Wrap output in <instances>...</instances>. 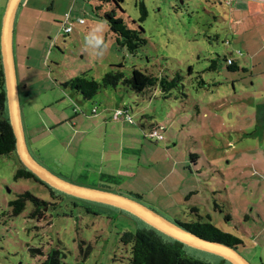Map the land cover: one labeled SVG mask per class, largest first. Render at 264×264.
Segmentation results:
<instances>
[{
  "label": "rangeland",
  "instance_id": "374dc122",
  "mask_svg": "<svg viewBox=\"0 0 264 264\" xmlns=\"http://www.w3.org/2000/svg\"><path fill=\"white\" fill-rule=\"evenodd\" d=\"M138 2L147 8L144 23ZM100 6L98 0H24L17 12L14 58L31 155L71 183L93 188L106 187L99 176L116 175L119 160L132 159L125 168L134 177L108 190L177 224L211 223L242 240L237 250L250 264H264V233L257 237L264 229V38H233L229 17L204 0H125L117 17L130 29L141 25L147 40L133 56L116 44L100 17L116 6L104 3L97 11ZM67 16L70 33L63 31ZM101 22L106 48L97 56L85 38ZM214 60L217 70L207 72ZM230 61L238 71L228 69ZM120 65L126 79L134 69L169 80L178 76L179 89L138 95L120 85L89 101L64 86L84 75L100 82ZM105 107L131 108L132 131L123 128L121 135L105 121L99 128L79 125L75 136L70 125L51 129L55 121ZM158 127L163 140L156 142L149 134ZM125 137L137 139L126 141L123 150L118 140ZM21 167L16 155L0 156V264H43L56 250L65 264H130V246L121 239L142 229L141 221L118 208L55 199L38 182L17 178ZM25 193L48 203L45 219L31 218V203L13 215L9 204ZM183 251L199 262L228 264L196 248Z\"/></svg>",
  "mask_w": 264,
  "mask_h": 264
},
{
  "label": "trees",
  "instance_id": "16d2710c",
  "mask_svg": "<svg viewBox=\"0 0 264 264\" xmlns=\"http://www.w3.org/2000/svg\"><path fill=\"white\" fill-rule=\"evenodd\" d=\"M98 1L101 3V6L97 7V11L103 8L104 3H114L116 9L111 12H105L103 16L100 17L104 19L108 24L107 26L109 28V31L114 35L116 39V44L119 47L124 48L130 55L136 56L139 49L146 45L147 40L144 38L145 31L143 27H141V25L137 28L130 29L122 17H117L118 11L124 13L122 3L125 0ZM136 6L140 8V21L141 23H144L147 18V8L145 7L143 2L136 3ZM116 68L119 70L111 71L110 73L105 74L100 82L90 81L84 75L72 78L71 80L66 82L64 86L66 88L72 89L75 93L81 94L85 100L89 101L93 100L101 90L118 89L120 85L128 87L133 93H136L138 95H143L145 94V92L151 89H155V91L159 89L162 91V96H164L169 92H172L173 90L179 89L180 78L178 76L173 80H169L168 77L158 78L154 75L143 73L139 71V69H134L130 78L126 79L124 76L125 74L120 71V69L123 68V65H120ZM228 69L230 71L239 70L237 65H235L232 61H230ZM216 70L217 60H214L211 62V66L207 72ZM190 74H192V69L190 70ZM203 86L205 87L206 84L203 80H200L199 87L202 88ZM6 104V83L0 58V156H9L12 154L17 156L15 135L9 122L10 119L8 116ZM16 177L38 182L42 186H45V188L49 190V192L55 199H63L65 197H68L75 202L94 203L87 202V200L70 197V195L54 190V188L40 181L36 175H34L23 165L20 169H18ZM138 198H140V196ZM28 203H31L33 205L31 218H37V220L46 218L45 209L47 208L48 203L39 200L37 197L31 195L30 193H25L23 195L21 194L14 202H11L9 206L10 208H12L13 215L18 216L25 211ZM227 219H229V217H227ZM138 220L143 224V228L139 229L135 233L126 232L121 239V242L125 246H130V264H208L199 262V260L185 257L183 248L186 246L183 245V243L167 237V235L151 228V226L145 224L142 220ZM179 225L182 226L184 230L196 234L200 238L206 239L208 241H216V243L231 246L233 249H237L238 246L243 245L242 240L232 236L231 234L221 232L215 226L211 225V223H193ZM31 252L36 253V255L43 256L40 250L34 249ZM89 253H91L90 247L87 249L86 256H88ZM63 257V253H61V251L59 250L50 252L43 264H65L63 262ZM221 259L224 262L231 264L229 261L223 258ZM78 264H85V259Z\"/></svg>",
  "mask_w": 264,
  "mask_h": 264
},
{
  "label": "water",
  "instance_id": "95a60500",
  "mask_svg": "<svg viewBox=\"0 0 264 264\" xmlns=\"http://www.w3.org/2000/svg\"><path fill=\"white\" fill-rule=\"evenodd\" d=\"M22 0H8L3 16L1 27V63L6 83V98L8 102L10 125L15 135L16 154L22 165L29 169L38 179L54 190L70 195L77 199L87 200V202L100 203L105 206L118 208L136 218L142 220L151 228L167 235L183 245L213 253L231 264H250L237 249L226 246L216 241H208L200 238L198 235L190 233L183 229L177 223L167 220V218L157 214L150 208L141 204L134 199L119 195L118 193L93 189L87 186H81L71 181H67L56 176L54 173L45 168L31 155L25 140V132L22 124V114L20 108V98L18 94V81L16 77V65L14 59V24L18 8Z\"/></svg>",
  "mask_w": 264,
  "mask_h": 264
},
{
  "label": "crops",
  "instance_id": "0c3cea01",
  "mask_svg": "<svg viewBox=\"0 0 264 264\" xmlns=\"http://www.w3.org/2000/svg\"><path fill=\"white\" fill-rule=\"evenodd\" d=\"M23 1L24 0H22L20 7H22ZM204 2L206 4H208L209 6H211V5L217 6L216 7L217 10H219V8H221L223 10V16L229 17L230 29L228 32L232 35L233 38H235L236 36L243 37L245 35H251V34H253L252 36L254 38H256V37L257 38L262 37V39L264 38V0H204ZM7 3H8V0L6 1L5 4H2V1L0 0V39H1V27H2V22H3V16H4L5 7L7 6ZM19 8H18V10H19ZM211 14H213V13H211ZM16 20H17V16H16ZM15 33H16V31H15V24H14V39H15ZM14 39H13V42H14ZM263 41H264V39H263ZM13 46H14V43H13ZM259 51H261V53L264 54V46ZM0 55H1V46H0ZM0 58H1V56H0ZM14 59H15V65L17 66V59L16 58H14ZM18 87H19V85H18ZM94 109H96V108H93L91 110L90 116H79V114L76 113L74 115L68 116L67 118L59 120L58 122L55 121L54 123H52L51 129L52 130L59 129V128H62L66 125H70V128L72 129V132L75 136V135L79 134V131H76V128L79 125L80 126L89 125V126H95L96 128H99L102 125L103 121H105L104 124L107 126L115 127V128L118 127V129H120L121 135L125 134L124 133L125 128H128L130 130L134 128L133 124H135V122H134L133 116L129 115V111H132L131 108L124 107V108L119 109V107H118V108L109 109V108L105 107V108L101 109V113L98 112L97 109L95 110V112H93ZM118 110L126 111L127 116L125 118L124 117L122 118V116H121L117 120L114 119V114ZM21 114H22V111H21ZM22 119H23V117H22ZM22 124H23V129L25 132L24 119L22 121ZM123 128H124V130H123ZM25 135H26V132H25ZM74 136L72 135L73 138H74ZM71 139L69 141H71ZM136 139H137L136 137H134L132 139H126V137H125L123 140H118V143L120 146L121 145L123 146V150H124L126 148L125 147L126 141L128 142L127 145H131V142H135ZM121 162L119 160L118 166L116 165V168L118 169V171L116 172V175L101 174L99 176V179L96 180L101 185H102V183L105 184L106 187L93 188L96 186H90V185H87V183H78V184H82L83 186H87L89 188L92 187L93 189H101L103 191H108V192H112V191L108 190V188H110L109 186H111V185H116L118 188H120L121 182L123 183L126 181L127 178L134 177V175H133L134 173L128 175L127 174L128 169L125 168L126 165H133L134 164V163H132L133 162L132 159H129L125 163H124V160L122 159ZM45 168L48 169V167H45ZM49 171H51V170L49 169ZM51 172L54 173L56 176H58L62 179H65L62 176L56 174L54 171H51ZM123 177H125L126 179ZM104 179H106L105 182H104ZM65 180H67V179H65ZM67 181H69V180H67ZM262 216H263V214H259V217H262ZM248 219H249V216L247 215L246 220H248ZM263 233H264V229L263 230L261 229V231H259V233H257V237L259 235H262Z\"/></svg>",
  "mask_w": 264,
  "mask_h": 264
},
{
  "label": "clouds",
  "instance_id": "9594fccd",
  "mask_svg": "<svg viewBox=\"0 0 264 264\" xmlns=\"http://www.w3.org/2000/svg\"><path fill=\"white\" fill-rule=\"evenodd\" d=\"M105 27V22H101L94 27L91 32L85 38V46L91 48L93 53L97 56H102L103 51L106 48L103 42L102 32ZM119 115V111L117 112Z\"/></svg>",
  "mask_w": 264,
  "mask_h": 264
},
{
  "label": "built area",
  "instance_id": "2783aa9c",
  "mask_svg": "<svg viewBox=\"0 0 264 264\" xmlns=\"http://www.w3.org/2000/svg\"><path fill=\"white\" fill-rule=\"evenodd\" d=\"M79 24H82L83 21L82 20H79L78 21ZM67 24H73V22L70 23V18L69 16L66 17V24L63 25V31L65 33H70L71 30H72V27L71 26H67ZM119 111V115H117V112ZM115 112L114 114V119H119L121 116L122 118L126 117L127 116V112L126 111H122V110H118ZM93 112H95V109L93 110ZM162 131V128L161 127H158L156 130H153L150 134H149V138L155 140L156 142L158 141H162L163 140V137L162 135L160 134V132Z\"/></svg>",
  "mask_w": 264,
  "mask_h": 264
}]
</instances>
